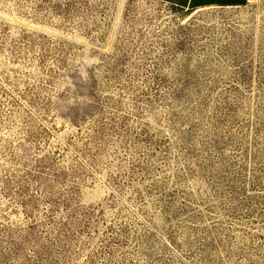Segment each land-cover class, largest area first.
I'll list each match as a JSON object with an SVG mask.
<instances>
[{
  "label": "rangeland",
  "instance_id": "rangeland-1",
  "mask_svg": "<svg viewBox=\"0 0 264 264\" xmlns=\"http://www.w3.org/2000/svg\"><path fill=\"white\" fill-rule=\"evenodd\" d=\"M0 264H264V0H0Z\"/></svg>",
  "mask_w": 264,
  "mask_h": 264
},
{
  "label": "crops",
  "instance_id": "crops-1",
  "mask_svg": "<svg viewBox=\"0 0 264 264\" xmlns=\"http://www.w3.org/2000/svg\"><path fill=\"white\" fill-rule=\"evenodd\" d=\"M182 10L236 9L251 4L254 0H151Z\"/></svg>",
  "mask_w": 264,
  "mask_h": 264
}]
</instances>
